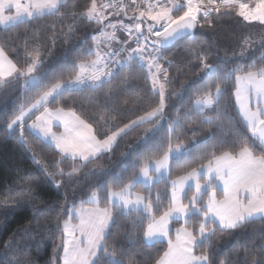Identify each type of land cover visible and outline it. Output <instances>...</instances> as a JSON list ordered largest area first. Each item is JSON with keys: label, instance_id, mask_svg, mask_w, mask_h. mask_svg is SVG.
<instances>
[{"label": "trees", "instance_id": "trees-1", "mask_svg": "<svg viewBox=\"0 0 264 264\" xmlns=\"http://www.w3.org/2000/svg\"><path fill=\"white\" fill-rule=\"evenodd\" d=\"M103 1L97 0V3ZM91 3L92 0H64L58 14L26 19L17 26L0 27V47L21 70L27 68L35 56L34 49H38L42 64L33 75H43L49 87L53 83L67 81L75 74L70 69L74 61L76 64L86 63L95 57L85 55L89 48H94L93 37H98L97 33L102 28V24L90 21L84 15ZM237 11L213 12L211 23H202L194 30L195 43L182 39L161 48L160 53L164 57L161 64L168 71L169 81L162 115L152 121L132 125L116 139L110 152L89 163L79 176L71 179L57 176L55 179L61 181L59 188L47 178L44 170L55 171L52 165L60 158L58 151L29 130V121L12 130L8 128L19 109L29 106L46 88L25 85L26 77L16 76L8 79L11 83L6 87H0V264H61L63 251L59 228L68 218L67 210L74 205L79 206L93 188L104 185L114 175H123L127 180L134 174L133 164L136 165L135 173L139 174L140 164L161 159L168 152L170 143L171 148L182 146L189 154L181 153L170 159L167 178L151 188L137 184L134 189L153 200L159 193L162 212L169 196L168 177L175 179L202 162L200 154H206V149L211 147L209 138L216 130L217 112L233 122H239L237 127L245 131L234 96L230 93L222 98L218 106L205 109V114L213 119L212 125L202 123L205 117L197 116L192 111L198 91L208 83L192 49L205 52L208 63L226 70H231L237 64L259 61L264 56V25L243 20ZM133 15L124 18L127 25L133 22V19H129ZM69 27L72 31H69ZM144 27L146 31V24ZM158 104L159 97L151 90L146 66L133 57L113 72L110 85L106 84L95 91L89 88L73 89L55 102L49 101L48 107L50 110L63 107L76 111L82 119L93 124L98 138H103L125 124L137 121ZM186 115L191 119H185ZM177 119L179 126L170 133L169 128ZM33 152L41 161L40 165L34 162ZM190 160H195V163H189ZM203 162L206 163V160ZM71 163L67 161L61 167L67 171ZM90 170L94 174L85 177L84 173ZM217 195L220 196L219 191ZM100 197V206L103 207L106 198L103 188ZM136 218L135 212L127 217L114 212L115 223L110 227L108 244L110 247L113 244L123 247L133 261H148L151 264V260L167 249V241L146 247L142 230L146 228V222L134 230L132 220ZM180 226L179 221L170 224L172 238ZM129 232L134 233L130 238ZM261 247H264V221L257 220L240 229L218 232L211 241V247L205 245L197 252L208 250L214 264H220L221 260L225 264H253L254 259L264 264ZM100 255V264H103V254Z\"/></svg>", "mask_w": 264, "mask_h": 264}, {"label": "snow or ice", "instance_id": "snow-or-ice-1", "mask_svg": "<svg viewBox=\"0 0 264 264\" xmlns=\"http://www.w3.org/2000/svg\"><path fill=\"white\" fill-rule=\"evenodd\" d=\"M63 2L64 0H0V26H17L26 19L58 14ZM131 6L138 11V16L129 17L134 20L132 24L121 22L119 26L128 34L129 41L134 36L136 46L130 50L121 48V51L127 52L129 60L136 57L146 66L151 90L159 97V104L139 117L138 121L125 124L103 138H98L93 124L82 119L76 111L65 110L63 107L50 110L48 103L50 98L55 102L62 98L65 92L73 89L89 88L95 91L104 88L106 84L110 85L113 78L112 66L121 63L116 59L120 52L101 51L99 44L102 41L94 36V48H89L85 55H95L96 59L89 61L87 65L76 64L74 61L70 69L75 74L67 81L56 82L49 87L43 75H33L39 71V65L42 64L38 49H34L35 56L27 68L21 70L7 58L4 49L0 48V87L11 83L5 77L15 73L16 78L26 77V83L29 85L46 88L35 102L27 108L19 109L8 128L12 129L14 125L22 126L29 113H40L35 116L30 127L41 134L43 140L54 144L59 153L60 158L52 165L55 171L44 169L47 178L52 180L57 188L61 186V181L55 179L57 176H67L69 179L79 176L89 163L96 162L103 153L110 152L117 137L126 129L162 115L169 81L168 71L161 64L164 59L160 53L161 48L182 39L195 43L194 30L202 23H211L213 12L238 9L237 15L243 20L258 21L264 25V0H131ZM109 8L114 9L117 15H127L128 6L123 3H102L98 8L97 0H92L91 7L84 15L90 21L102 24L107 19L105 10ZM144 24L147 34L141 31ZM105 27L116 29L117 25L109 24ZM69 31H72L71 27ZM100 36L105 41L117 40L115 31L107 33L103 27L100 29ZM152 36L159 39L152 40ZM247 43L246 40L245 44ZM196 47L199 48L200 45L197 44ZM191 51L195 52L208 81L206 86L198 91L193 102V113L205 117L202 123L212 125L213 119L205 114V109L218 106L222 98L230 93L235 98V107L245 131L237 127L239 122H233L231 118L217 112L216 130L209 138L211 147L206 149V154H200L202 162L197 167L175 179L168 177L170 196L162 212L159 193L153 200L150 196L135 192L134 189L138 181H142L145 187L154 183L150 173L155 171L162 175V170L169 167L171 155L189 154L179 147L173 153L170 143L168 152L154 165L141 163L139 174L135 173L136 165L133 164L134 174L127 180L123 175L117 174L111 180L105 181L104 185L93 188L88 198L82 200L79 206L74 205L67 210L68 219L64 220L59 228L63 251L62 264H100L101 253L103 264H149L148 261L129 259L123 247H117L115 244L109 246V230L115 223L114 212L126 217L135 212L137 218L132 220L134 230L146 222V228L142 229L146 247L153 241L167 240V250L163 255L151 260V264H214L208 250L198 253L197 249H204L205 245L211 247V241L218 232L240 229L257 220L264 221V56L259 61L253 60L247 65L237 64L231 70H226L219 65L208 63L205 52H197L195 49ZM100 119L103 120L104 117L101 116ZM185 119L190 120L191 117L186 115ZM54 120L63 126V132L52 131ZM178 126L177 119L173 121L169 132H173ZM33 160L37 165L41 164L34 152ZM203 160H206V163ZM67 161L72 163L65 171L61 165ZM189 163H195V160H190ZM92 174V170L84 173L85 177ZM217 183L222 186V196L219 199ZM101 188L106 191L103 207L100 206ZM174 218L183 221L175 230V239L171 237L169 228ZM74 220L77 222L73 223ZM133 234L129 232V238ZM260 251L264 252V247H261ZM220 264H225V261L221 260ZM253 264H261V261L254 259Z\"/></svg>", "mask_w": 264, "mask_h": 264}, {"label": "crops", "instance_id": "crops-1", "mask_svg": "<svg viewBox=\"0 0 264 264\" xmlns=\"http://www.w3.org/2000/svg\"><path fill=\"white\" fill-rule=\"evenodd\" d=\"M116 2H117V4L118 3H123L124 5H126V6H128V8H127V15H125L124 13H120L119 15H114V16H110V15H108V14H106L105 13V16L107 17V19H105L104 21H103V23H102V27L104 28V29H106L107 31H108V33H112L113 31H114V29L112 28V27H105V26H107V25H109V24H115V25H117V27H119V29L120 30H118L117 32H115V35H116V37H117V40H109V41H105L104 40V38H98L100 41H102L100 44H99V47H100V50L101 51H109L110 49H112V48H114V47H116V46H118L119 44H120V42L121 41H123L124 39H125V35H124V32H123V30L120 28V23L122 22L123 24H126V19H124L125 17H127V16H131V14H132V11H133V6H131V0H116ZM99 3V2H98ZM104 3V2H103ZM98 5V4H97ZM130 9V10H129ZM9 26V25H8ZM0 27H4V26H0ZM130 49V48H129ZM128 49V50H129ZM94 59H95V57H94ZM93 59V60H94ZM106 59V58H105ZM122 60V59H121ZM87 63L88 62H86L85 64L87 65ZM161 78V77H160ZM161 80H162V78H161ZM51 100V99H50ZM49 100V101H50ZM234 102H235V98H234ZM237 109V108H236ZM237 112H238V109H237ZM40 113L38 112V113H36L32 118H30L29 119V123H28V128L30 129V131L33 133V134H35L36 136H38L40 139H42L43 140V138H42V135L41 134H39L36 130H34L33 128H31L30 127V125L32 124V122L35 120V116L36 115H39ZM138 121V120H137ZM63 126L59 123V121H56V120H54L53 121V124H52V131L53 132H55V133H61V132H63ZM127 130V129H126ZM125 130V131H126ZM124 133V132H123ZM123 133H121V134H123ZM120 134V135H121ZM119 135V136H120ZM118 136V137H119ZM117 137V138H118ZM44 142H46V143H48V144H50L52 147H54L55 148V146H54V144H52L50 141H45V140H43ZM177 148L178 147H173L172 148V150H173V153H175L176 152V150H177ZM179 148H182V149H184V147H182V146H180ZM56 149V148H55ZM185 150V149H184ZM181 154V153H180ZM180 154H176V155H171L170 157H169V161H168V166H169V162H170V159L172 158V157H175V156H178V155H180ZM163 158V157H162ZM161 158V159H162ZM160 160V159H159ZM158 161V160H157ZM155 162L156 161H154V162H152V163H150V165H154L155 164ZM163 171V174L162 175H158L157 173H155V171H152L150 174L153 176V178H154V183H152V184H150V185H148L147 187H145L144 185H143V182L142 181H138L137 182V184H140L142 187H144V188H151L154 184H156L157 182H159L160 180H162V179H165V178H167V176H168V171H169V167H168V169L167 170H162ZM169 185H170V182H169ZM216 188H217V191H219V193H220V196H218L217 195V198L219 199V198H221V196H222V186L219 184V183H217V185H216ZM169 196H170V190H169ZM86 206H90V205H86ZM125 211H127V210H125ZM173 221H179V222H181V224L183 223V221L182 220H178V219H173L172 220V222ZM77 221H73V223H76ZM171 222V223H172ZM170 223V224H171ZM169 228H170V225H169ZM173 239H175V234H174V238ZM145 241V240H144ZM161 241H167L166 239H164V240H161ZM145 243H147L146 241H145ZM153 243H156V241H153L151 244H153ZM167 250V249H166ZM165 250V251H166ZM163 255V254H162ZM62 256H63V254H62ZM61 264H62V261H61Z\"/></svg>", "mask_w": 264, "mask_h": 264}, {"label": "built area", "instance_id": "built-area-1", "mask_svg": "<svg viewBox=\"0 0 264 264\" xmlns=\"http://www.w3.org/2000/svg\"><path fill=\"white\" fill-rule=\"evenodd\" d=\"M138 2H139V0H138ZM181 2H182V0H181ZM105 3H113V4H117V2H116V0H106V2ZM141 8H143V4H141ZM105 13H107V14H109V15H116V13L114 12V9H112V8H109V9H106L105 10ZM138 11H136L135 9H134V15H133V18L134 17H136V16H138ZM133 22H134V20H133ZM133 22H131L130 24H132ZM129 24V25H130ZM119 29L118 28H116V29H114V31L115 32H117ZM106 32V31H105ZM97 36L98 37H101L100 36V31L97 33ZM125 37H126V39H125V41H128V43H124V41L119 45V47H117L116 49H114V50H112V51H116V52H120V55L119 56H117L116 57V59L118 60L119 59V57L121 56V55H123L126 51H121V48H124V49H127L128 48V46L129 45H132V47H135L136 45H135V38H134V36H133V38L129 41V37H128V34L125 32ZM136 58V57H135ZM138 59V58H137ZM139 61V60H138ZM139 63L140 64H143L142 62H140L139 61ZM117 69V64H115L114 66H112V72H114L115 70Z\"/></svg>", "mask_w": 264, "mask_h": 264}, {"label": "rangeland", "instance_id": "rangeland-1", "mask_svg": "<svg viewBox=\"0 0 264 264\" xmlns=\"http://www.w3.org/2000/svg\"><path fill=\"white\" fill-rule=\"evenodd\" d=\"M103 2H104V1H103ZM103 2H102V3H103ZM102 3H101V2L97 3V4H98L97 7L99 8V6H100ZM129 10H130V9H129ZM87 11H88V10H87ZM133 13H134V10L132 11V14H133ZM106 14H107V13H106ZM108 15H109V14H108ZM110 16H112V15H110ZM145 19H146V18H145ZM148 22H149V23H153L152 21H148ZM253 22H258V21H253ZM141 31H142V32H145V34H146V31H145V27H144V25H142V27H141ZM124 41H125V40H124ZM128 47H129V48H133V47H131L130 45H129ZM152 47H156V46H152ZM0 48H1V47H0ZM129 48H128V49H129ZM153 55H155V53H153ZM7 58H8V57H7ZM8 59H9V58H8ZM95 59H96V57H95ZM121 59H122V60H121ZM9 60H10V59H9ZM118 60H119L121 63L117 64V66L121 67V66L126 65V64L128 63V61H129L128 56H127V52L124 53L122 56H120V58H119ZM13 76H16V74L14 73ZM13 76H6L5 79L8 80L9 78H11V77H13ZM147 76H148V70H147ZM161 77L163 78L162 75H161ZM26 79H27V78H26ZM148 79H149V78H148ZM149 80H150V79H149ZM150 82H151V80H150ZM24 84H25V85H28V84L26 83V80H25V83H24ZM42 94H43V92H42L40 95H42ZM40 95H39V96H40ZM39 96H38V97H39ZM38 97H37V98H38ZM37 98H36V99H37ZM36 99H35V100H36ZM50 99H51V98H50ZM35 100H34L33 102H35ZM50 101H51V100H50ZM33 102H31V103H33ZM31 103H30V104H31ZM30 104H29V105H30ZM27 107H28V106H27ZM27 107H25V108H27ZM206 109H210V108H206ZM36 113H38V112H36ZM36 113H35V114H36ZM33 116H34V115H33L32 113H29V116H28V117H25V120H24L23 125L29 121V119H30L29 117L32 118ZM32 123H33V122H32ZM15 126H17V125H14L13 128H14ZM20 126H21V125H20ZM20 126H19V127H20ZM13 128H12V129H13ZM12 129H9V130H12ZM29 130H30V129H29ZM199 141H200V140H199ZM199 141H198V142H199ZM198 142H197V143H198ZM67 219H68V218H67Z\"/></svg>", "mask_w": 264, "mask_h": 264}, {"label": "water", "instance_id": "water-1", "mask_svg": "<svg viewBox=\"0 0 264 264\" xmlns=\"http://www.w3.org/2000/svg\"><path fill=\"white\" fill-rule=\"evenodd\" d=\"M159 39V37H157L156 39H152V40H158ZM175 42H173L172 44H169V45H167V46H165V47H168V46H171V45H173ZM152 46H155V45H152ZM164 48V47H163Z\"/></svg>", "mask_w": 264, "mask_h": 264}]
</instances>
